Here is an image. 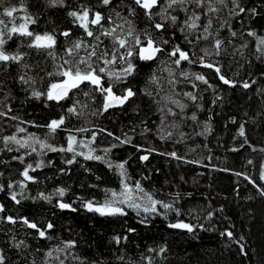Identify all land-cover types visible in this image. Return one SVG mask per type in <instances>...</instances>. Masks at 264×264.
Here are the masks:
<instances>
[{
	"label": "trees",
	"instance_id": "trees-1",
	"mask_svg": "<svg viewBox=\"0 0 264 264\" xmlns=\"http://www.w3.org/2000/svg\"><path fill=\"white\" fill-rule=\"evenodd\" d=\"M113 3L121 16L134 19L138 33L146 30L157 42L168 40L169 43L161 45L164 52L155 60L134 59L136 73L124 82L110 80L101 74L104 87L113 84V92L117 95H122L126 88L136 93L122 106L109 108L102 114L104 97L87 82L70 90L59 102L47 100L46 95L37 99L32 92L38 90L46 94L52 83L65 79L55 73L65 59H72L65 52L72 41L82 38L85 43H95L73 23L68 12L86 4L109 15L113 14L110 7L100 6L99 0H65L64 7H50L48 0H3L0 7V12L3 8H17L13 14L15 24L23 23L20 18L27 13L36 20L29 25V31L56 36V45L51 49L54 56H49L45 50L28 47L30 37L14 34L4 45L7 53L23 54V60L20 64L11 61L0 64V112L5 113L0 116L1 177L19 187L23 182L22 190L37 194L81 186L100 189V198L66 196L30 202L17 197L21 201L17 204L0 181L3 186L0 205L4 206V212L0 213V253L6 258L5 264H60L46 253L63 248L69 241L75 242L73 248L53 252L64 264H264V196L244 178L248 176L264 188V181L260 179L264 165V151H261L264 149V50H257L259 38H264V0H239L246 10L255 8L258 13L255 16L250 11L232 14L231 0L227 7L216 5L221 11L211 14L214 38L208 40H196L200 29L188 35L170 22L166 30L157 31L142 9L137 8L136 16L129 17L132 0H113ZM186 7L188 13L170 10L171 15L178 17L177 24L182 25L193 11L201 15L200 23L206 22L205 9L192 4ZM0 18L6 22L13 19ZM155 20L161 22V17ZM64 31H70L71 36L60 35ZM249 31L256 36H249ZM232 32L236 35L232 36ZM102 39L104 44L98 51H105V45L112 51L111 41ZM144 39L141 35V40ZM214 39L223 41L219 55L215 54ZM176 45L187 51L195 62L182 61L177 67L172 62L175 57L168 56ZM205 50L211 51L205 55ZM87 51L81 49L80 56L86 57ZM123 51L119 49L120 53ZM201 57L203 63L211 62L219 67L221 74L235 86L225 85L215 67H203ZM92 62L97 70L106 67L113 73H119L126 66L119 60L108 66L95 58ZM23 64L29 67L24 68ZM80 68L84 69L85 65L81 64ZM166 68L172 72L171 76ZM25 73L35 82H21L20 77ZM154 73L159 77L158 84L150 83ZM195 75L204 76L208 83L196 80ZM245 82L251 86L244 88ZM149 91L152 96L147 94ZM185 93H192L197 99L192 101ZM161 96H170L186 107L181 111L169 102L162 112L160 109L165 107V102L157 103ZM73 107L76 112H69ZM168 108L176 115L167 113ZM193 114L197 117L195 121L191 119ZM61 117L65 118L64 125L50 133L46 125ZM241 124L245 128L244 137L238 134ZM21 128L25 131H19ZM80 128L89 131H77ZM93 133L95 141L89 143ZM13 135L22 141L35 136L56 149H66L68 137L74 136L75 150L82 154L51 151L39 144L33 145L36 151L31 147L20 148L15 143L5 144L3 138ZM121 140L128 142L121 143ZM81 141L84 146H80ZM90 150L113 165L127 161L125 179L128 185L135 191L139 182L153 199L171 204L172 208L166 210L157 205L159 214L145 213L142 209L148 201L141 198L137 201L141 204L139 215L123 205L125 216H102L87 211L86 202L103 204L112 198L111 192L119 194L122 191L119 171L106 162L85 159L84 155ZM173 152L179 159L171 155ZM142 156L148 159L142 160ZM14 157H22L23 162ZM69 160L74 162L67 163ZM28 164L35 169H29L34 181L25 180L21 175ZM37 164L40 167H36ZM59 203L70 204L76 211L61 209ZM8 216L18 222L9 223L5 219ZM21 217L36 222L42 230L51 223L53 228L47 230L46 235L52 239L40 238L35 230L19 222ZM181 221L194 226V231L169 227ZM227 232H232V238L222 235ZM116 237L121 238L119 243ZM20 241L24 244L15 247Z\"/></svg>",
	"mask_w": 264,
	"mask_h": 264
},
{
	"label": "snow or ice",
	"instance_id": "snow-or-ice-1",
	"mask_svg": "<svg viewBox=\"0 0 264 264\" xmlns=\"http://www.w3.org/2000/svg\"><path fill=\"white\" fill-rule=\"evenodd\" d=\"M228 0H132V5L129 6V17H135L136 16V9H142L143 13L150 21H152L154 28L157 31L163 32L166 30V25L170 22L172 25H176L179 27L181 32H187L188 35H191L193 32H195L197 29H200L199 34L195 37L196 40L204 39L208 40L209 37L214 38V32H213V18L211 14H215L221 11V8L217 7L216 5H222L224 7H227ZM231 3L234 5V7L230 10V12L234 15H240L242 13H245L246 11H250L253 16L257 15V11L255 8L251 10H246L241 4L239 3V0H231ZM48 4L50 7H64L65 6V0H48ZM192 4L195 5L196 8L205 9L203 15L207 17L206 22L200 23L201 21V15L193 11L187 19L183 21L182 25L177 24L178 17L175 15H171V11H176L179 9L180 11H184L185 13L189 12V9L186 7L187 5ZM3 5V0H0V7ZM99 5L104 8H109L113 14L105 15L104 13L100 11H95L93 8L89 7L86 4H81L77 9L71 10L68 12V15L73 19V23L76 24L78 27L83 29L84 34L86 37L91 38L92 41H95L94 44L92 43H85L84 39H77L75 41L71 42V47L65 49V52L69 57H72V59H65L63 61V64L58 65V71L55 73L56 75H60L65 77V79L59 83H52L47 93H42L41 91L34 90L32 92V95L36 97L37 99L40 98L42 95H46L47 100L52 101L55 100L59 102L60 100L67 97L70 90L74 88H79L81 84L87 82L95 87L97 91L101 93V95L104 97V102L102 105V109L100 110L101 114L103 112H106L109 110V108L116 107V106H122L124 103H126L130 98L134 97L136 93L132 90V88H126L124 89V92L122 95H117L115 92H113V84H109L107 87H104L102 83V75H107L110 80H115L117 82H124L126 81L127 77L132 76L136 73V65L134 63V59H139L141 61H152L157 59L158 54H161L164 52V48L161 45H167L169 43L168 40H162L160 42H157L152 38V35L145 30L144 33H138L135 21L134 19H129L128 17H123L119 12L115 11L116 5L113 3V0H99ZM154 9H158V11H153ZM238 9V11H237ZM24 10V9H22ZM171 10V11H170ZM17 12L16 7H8L3 8V11L0 12V17L6 16L9 18H13L6 22L3 18H0V64L6 65L9 61L12 63L20 64L23 60V54L16 53V54H10L7 53L4 49V45L8 43V40L12 39V36L19 35L24 37H30L31 40L28 43V47L30 48H36L37 50H45L47 51V54L49 56H54V53L51 51L56 45V36L55 34H51L48 32H45L43 34L35 33L34 31H29V25L36 23V20L26 13L25 10V16L21 17L24 22L20 23L19 25L15 24L13 17V14ZM160 16L161 22H156L155 17ZM117 20L120 22L117 23ZM9 24L12 26L9 27ZM60 35L64 37H70L71 32L70 31H64L60 33ZM141 35L145 36L144 40H141ZM236 33L232 32V36H235ZM249 36H256L255 32L249 31ZM5 36H7V39H5ZM109 39L112 43L113 50L108 51L107 45H105V51H98L101 47V45L104 44V40L102 39ZM185 39H187V35L185 36ZM191 43V41H189ZM223 41L220 39H214V49L215 54H220V49L222 46ZM258 44L260 47H258V51L264 50V38H259ZM91 49L90 51H87L88 49ZM84 49L87 51V56H80V50ZM119 49H123V53L119 52ZM211 50H205V55H208ZM193 55H195L193 53ZM169 57H175V59L172 61L177 67L180 66L182 61H188L189 63L195 62L192 57H190L189 53L187 51H184L180 48L179 45H176L172 48L170 52H168ZM92 58H95L98 61H101L104 65H112L115 64L118 60L123 62L126 66L121 69L119 73H113L111 71H108L106 67H99L97 70V67L93 65ZM201 63H203V57L200 58ZM85 65L84 69L80 68V65ZM67 65V67H65ZM204 67L207 68H213L215 67V71L219 75V79L225 84L229 86H235V83L233 81H230L227 79L223 74H221V70L219 67H216L213 65V63H203ZM24 68H28L29 65L23 64ZM166 71H169V75H172V72L165 69ZM49 75H52V73H49ZM182 75L187 76V73H182ZM195 79L198 81H201L205 84H207V80L202 75H195ZM21 82L23 83H34L32 77L27 76V73L21 75L20 77ZM159 77L153 74V76L150 78V83L152 84H158ZM172 83V81H169ZM255 83V81H253ZM244 88H249L251 85L247 82L243 83L242 85ZM193 87H196V85H193ZM88 93H85L87 95ZM149 96H152V92H147ZM159 92H157V95ZM188 99L195 101L197 99L196 96H194L192 93H185L184 94ZM161 101L165 102V107H162L160 111L164 112L167 103H173L177 107L181 109V111L184 110L186 107L185 104L180 103L179 100H174L170 96H161L160 101H157V103H160ZM69 112H76L75 107L68 109ZM167 113H170L172 115H176L175 112L172 111V109L168 108ZM82 115V113H80ZM5 115V113L0 112V116ZM95 115V113H93ZM13 119H16L13 117ZM191 119L195 121L197 119L196 115L193 114L191 116ZM234 122V121H233ZM65 123V118L61 117L58 120H52L50 123L46 125V127L49 129L50 133H55L58 129H61V127ZM210 130V129H209ZM19 131L23 132L25 129L21 128ZM77 131L85 132L89 131L87 128H80L77 129ZM100 131H106L104 129H101ZM239 136L244 137L245 136V128L244 125L241 124L239 127ZM107 135L112 136L113 134L111 132H107ZM170 136L171 133H168ZM96 138L95 133H93L91 140L89 143L94 142ZM4 143H15L19 145L20 148H28L31 147L32 151H36L34 144H39L41 148H49L51 151H67V152H73L74 155H81L82 153L76 152L75 150V143L76 138L74 136H69V144L66 149H56L54 147H51L50 145L42 142L39 140V138L35 136H29L28 140H19L15 135L10 137H5ZM116 139H119L117 137ZM29 141L32 143L30 144ZM121 143H127L126 140H121ZM245 143H247V139H245ZM80 146H84L83 141L80 142ZM9 151L12 149L9 148ZM237 149H233V151H236ZM255 150V149H254ZM106 152L108 150H105ZM261 151H264L262 149ZM173 157H176V153H171ZM85 159H95L98 161L106 162L110 168L115 167L119 171V175L121 176V183H122V191L117 194L115 191L111 192V199H106L103 204H97L94 205L93 202L89 201L84 204V207L89 212H97L100 215H109V216H125L127 215V212L125 211V207L132 208L137 211V214L139 215V212L141 210V204L137 203V201L141 198H146L148 201L147 206L143 207V211L145 213H156L159 214L157 211V205L160 207L168 210L172 208L171 204L164 203L162 201H157L153 199L152 195L145 192V190L141 187L140 183L137 182L135 185V191L132 187L128 185L126 182V169L125 164L127 161L118 163L113 165L111 161H105L104 157L101 156H95L92 154V151L90 150L88 154L84 155ZM179 159V157H176ZM14 159H20L21 162H23L22 157H14ZM142 160H147V156H142ZM73 160L67 161V163H72ZM248 163H252V161H248ZM36 167H40V164H37ZM29 169L35 170L33 168V165L28 164L25 168V170L21 173V175L24 177L25 180L28 181H34V177L29 175ZM236 175H241V173H236ZM249 181V183L253 184L254 187L257 188L259 194L261 196H264V188L259 187L255 184V182L248 176L244 177ZM260 179L261 181H264V165H262V170L260 173ZM9 188H13L14 186L12 184L8 185ZM25 187L23 182H20V188L21 190ZM0 191H3V186H0ZM59 195L62 197L64 195V190L60 189ZM18 193L13 191L11 193V199L15 201L17 204H19L21 201L17 199ZM19 195H23L22 191L19 193ZM108 194L106 193V196ZM44 199H48V197H44ZM121 205L125 207H121ZM59 207L61 209H68L71 211H76L75 208H72L70 204L67 203H59ZM4 212V206L0 205V213ZM177 215H179V212L177 211ZM9 223L16 224L18 220L16 218H13L11 216H8L5 218ZM19 222L23 223L27 228L35 230V232L38 234L40 238L44 239H52V237H49L46 235L47 230L52 229L53 225L51 223H48L46 225L45 229H41V227L36 223L30 221L26 217L19 218ZM143 222V220L141 221ZM170 228H177V229H184L188 232L194 231V226L184 223V222H177L173 224H169ZM129 231H135L134 229H129ZM222 235H227L229 238H232L233 234L232 232L222 233ZM117 243L120 242L121 238L116 237L115 238ZM123 239H127L124 237ZM242 239V238H241ZM24 242L20 241L15 245V247L20 248L21 245H23ZM75 246V242L69 241L64 244L63 248H56L53 249V251H50L46 253V256L52 259H56L60 261V264H64L63 260H60L59 255L53 256V252H66L69 249L73 248ZM243 247V246H242ZM165 249H161V251H164ZM5 256L3 253H0V264H5ZM76 259H79V257H76ZM47 264V262H45Z\"/></svg>",
	"mask_w": 264,
	"mask_h": 264
},
{
	"label": "rangeland",
	"instance_id": "rangeland-1",
	"mask_svg": "<svg viewBox=\"0 0 264 264\" xmlns=\"http://www.w3.org/2000/svg\"><path fill=\"white\" fill-rule=\"evenodd\" d=\"M0 181L3 182V184L10 190V192L12 193L13 191L17 192L18 195L17 197L22 200V201H30V202H35V201H39V200H51V199H57L59 197H61L59 195V191L60 189L56 190V191H46L44 193H30L26 190H21V188L19 186H16L12 183L7 182L4 178L1 177L0 175ZM12 184L14 187L13 188H9L8 185ZM64 190V195L62 197H66V196H84L90 199L93 198H100V189H94V188H89V187H85V186H81V187H73V188H68V189H63ZM23 193V195H19V193ZM44 197H48V199H44Z\"/></svg>",
	"mask_w": 264,
	"mask_h": 264
},
{
	"label": "water",
	"instance_id": "water-1",
	"mask_svg": "<svg viewBox=\"0 0 264 264\" xmlns=\"http://www.w3.org/2000/svg\"><path fill=\"white\" fill-rule=\"evenodd\" d=\"M203 66V65H202ZM204 67V66H203ZM70 92V91H69ZM69 94V93H68Z\"/></svg>",
	"mask_w": 264,
	"mask_h": 264
}]
</instances>
